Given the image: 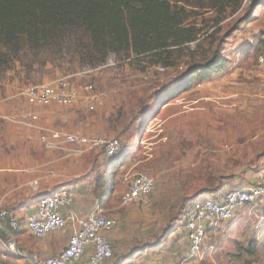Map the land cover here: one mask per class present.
<instances>
[{
	"label": "rangeland",
	"instance_id": "374dc122",
	"mask_svg": "<svg viewBox=\"0 0 264 264\" xmlns=\"http://www.w3.org/2000/svg\"><path fill=\"white\" fill-rule=\"evenodd\" d=\"M261 38L264 39V5L257 4L251 17L241 24L227 45L224 55L231 61L228 69L189 90H182L183 85L177 84L186 70L187 59L181 61L182 65L176 70L150 67L144 73L136 64L122 63L111 55L105 66L91 69L87 64H79L78 55L71 51L70 41L65 40L47 50L21 54L13 71L0 77V107L4 108L0 115L33 111L25 98L19 96L29 88L95 71L75 79L82 100L78 106L65 111L68 120L64 123L74 129L71 132L79 130L86 135L84 129H88L93 132L88 137L122 141L123 150L129 151L127 166L132 170L125 173L126 166L120 168L119 182L127 175L133 178L146 174L156 185H161L171 176L173 181H178L175 177L179 175L183 183L187 181L203 188L214 185L219 188L235 178H239L241 189L249 188L256 184L261 173L264 174V64L260 63L264 48L257 53L252 49V45L257 44L255 39ZM86 85H93L98 93L111 97L96 112L87 108V94L83 90ZM13 96L16 97L8 99ZM166 100L168 102H164ZM15 103L20 108L11 109ZM76 113H80L77 120L72 118ZM9 124L0 118V195L54 169L58 177L50 182L55 186L67 180L66 177L82 173V162L88 157L92 156L96 162L103 156L102 152H90L80 158H67L65 165L56 162L43 168L40 166L43 161H52L53 156L49 157L51 153L42 149L39 135ZM53 124L57 126L60 121ZM56 153L57 159L68 154ZM100 167L103 173L107 169L105 165ZM3 168L7 169V174L3 173ZM17 193L21 195L23 190ZM116 204L120 212L129 208L123 206L122 199ZM168 208L159 214L154 211V217L161 218L149 224L156 243L165 237L164 245L181 235L186 211V206L184 209L181 206ZM104 211L109 217L107 210ZM218 226L226 231L225 236L220 239L207 237L202 256L186 264H229L226 254L235 251L237 243L248 244L250 240L261 244L264 264V198L255 206L239 211L234 220ZM229 231L233 233L228 234ZM177 232L180 234L173 236ZM123 262L130 264L127 259Z\"/></svg>",
	"mask_w": 264,
	"mask_h": 264
},
{
	"label": "trees",
	"instance_id": "16d2710c",
	"mask_svg": "<svg viewBox=\"0 0 264 264\" xmlns=\"http://www.w3.org/2000/svg\"><path fill=\"white\" fill-rule=\"evenodd\" d=\"M245 2L0 0V77L13 71L21 54L69 40L79 64L91 69L105 66L111 55L122 63L136 64L144 73L150 67L176 70L187 59L177 84L189 90L228 69L231 61L224 54L230 39L251 17L253 8L264 5V0ZM255 42L252 49L257 53L264 48V39ZM128 156L124 149L95 178L94 196L104 209L113 205L120 184L118 171ZM214 232L211 229L208 235ZM225 258L229 264H263L261 244L257 240L239 242Z\"/></svg>",
	"mask_w": 264,
	"mask_h": 264
},
{
	"label": "built area",
	"instance_id": "2783aa9c",
	"mask_svg": "<svg viewBox=\"0 0 264 264\" xmlns=\"http://www.w3.org/2000/svg\"><path fill=\"white\" fill-rule=\"evenodd\" d=\"M260 63L264 64V55ZM94 72L70 75L37 85L23 91L19 96L25 98L31 109L76 107L81 103L82 97L75 79ZM83 90L87 94L86 104L90 112H96L111 98L109 94L98 93L93 85H86ZM2 120L38 134L39 142L46 152H67L65 158H80L90 152H102L107 159H116L123 152V143L117 138H91L79 130L67 132L46 127L44 118L35 110L18 111ZM125 184L127 190L122 196L125 207L135 203L146 205L156 188L155 180L146 174L128 177ZM75 197L72 189L60 188L41 197L34 209L27 214L25 227L38 239H46L67 228L71 235L66 248L56 257L33 259L26 264H113L115 251L111 233L118 226L117 221L108 217L99 204L84 218L73 213L66 216V212L75 203ZM263 198L264 174L261 173L256 184L229 191L221 201L205 199L194 202L186 209L182 222L189 246L188 256L183 264L196 261L202 256L210 229L234 220L239 211L255 206ZM1 223H7L13 232L20 229L19 220L7 210L0 209V225ZM0 247V264H17L15 259L23 257L13 235L3 237L0 232Z\"/></svg>",
	"mask_w": 264,
	"mask_h": 264
},
{
	"label": "crops",
	"instance_id": "0c3cea01",
	"mask_svg": "<svg viewBox=\"0 0 264 264\" xmlns=\"http://www.w3.org/2000/svg\"><path fill=\"white\" fill-rule=\"evenodd\" d=\"M15 97L16 96H13L8 99ZM16 108H20L17 103H15L11 109ZM3 109L4 108L0 107V113L3 112ZM68 109H71V107L59 108L58 106H52L49 108H38L33 110H37V112L40 111L44 113L45 116H48L47 118L42 116L46 127L51 126L55 127V129L71 132L70 130L74 129H70L71 127L64 123L68 120L67 114L65 113V111H69ZM12 114L15 113L1 114L0 118L2 120L3 117L10 116ZM78 115H80V113L73 114L72 118L77 120ZM56 121H60V124L57 126L53 124ZM5 122L9 124V122ZM9 125L14 127L11 123ZM84 132L86 135L93 134V132L88 129H84ZM46 153H51L48 155L49 157L53 156V160L43 161L44 163L40 165L43 168L51 167V165H55L56 162H58L60 166L68 163V161H66L67 158L65 157H59V159H57V153ZM95 154L99 153L95 152ZM101 165H105L107 167V171L108 168H110V160L105 156H101L98 157L95 162L93 157L90 156L86 161L82 162L81 175L77 173L72 176V178L71 176L66 177L67 180H63L62 183H56L57 185L55 184V186H51L54 185V183L50 181L58 177L56 171H54L55 169L53 171H43L45 176L37 177V179H35L37 181L33 180L28 183L21 184L20 186L15 187V189L10 190L8 193L0 195V209L9 211L19 220L20 223V229L16 232L11 231V228L7 223H1L0 225V232L2 236L8 237L9 235H13L16 239L19 251L23 254V257L15 259L17 264H26L27 261H31L33 259L56 257L66 248L71 235L69 228L61 233L51 234L46 239L41 240L32 236L27 231L24 224L27 214L34 209L40 197H43L48 193L51 194L56 189H60V187H68L75 192L76 197L74 205L66 212V216L69 217L73 213L80 218L86 217L99 203L94 196V187L97 174H103V172L100 171L102 169L100 167ZM127 165L128 162L125 164V173L127 172L126 170H132V168H128ZM123 168L124 166L121 167V169ZM2 170H4L3 173L7 174L6 168H3ZM37 172L42 174L40 171ZM68 173L70 174L71 171H68ZM51 174L54 175L51 176ZM127 176L122 177L120 184L113 195V205L106 209L109 217L118 221V226L111 233V241L115 251V260L113 264H125V262H123L125 259L130 260V264H183L187 259L189 251L188 242L186 240V232L183 229L180 231L181 235L174 238L171 237L172 239H170L169 245H164L166 241H164L165 237H162L163 239L160 240V243H156V238L154 236L155 233L151 230V225H149L153 220L160 217H154V211L156 214H159L162 209L169 210L168 207L171 209H177L179 206L183 207V209L186 206V210L190 207L188 205H192L196 201L205 199L221 201L223 196L231 189H241L242 185L239 178H235L226 181L219 188L215 185L210 188H203L201 186L198 187L195 183L187 181L183 183L179 175L175 177L178 178V181H173L174 177L171 176L165 181H162L161 185H156L155 191L150 196L146 205L135 203L124 212H120V207L116 204V202L119 199H122L123 194L127 190V185L125 184L128 178ZM27 187L29 193L26 192ZM21 190H23V193L18 195L17 192ZM168 223L169 221L165 224L167 225ZM221 228L222 227L219 226L212 228L215 229V232L212 236L209 233L208 237L220 239V237L225 236L226 231ZM230 232L233 233V231H229L228 234ZM180 233H174L173 236ZM180 236L182 237L180 238ZM161 241L163 242L161 243ZM32 244L35 245L33 246ZM210 250H213V248H210Z\"/></svg>",
	"mask_w": 264,
	"mask_h": 264
}]
</instances>
